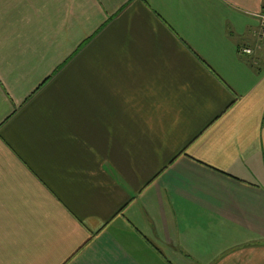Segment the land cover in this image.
Returning <instances> with one entry per match:
<instances>
[{
    "label": "crops",
    "instance_id": "0c3cea01",
    "mask_svg": "<svg viewBox=\"0 0 264 264\" xmlns=\"http://www.w3.org/2000/svg\"><path fill=\"white\" fill-rule=\"evenodd\" d=\"M263 17L0 0V264H264Z\"/></svg>",
    "mask_w": 264,
    "mask_h": 264
},
{
    "label": "built area",
    "instance_id": "2783aa9c",
    "mask_svg": "<svg viewBox=\"0 0 264 264\" xmlns=\"http://www.w3.org/2000/svg\"><path fill=\"white\" fill-rule=\"evenodd\" d=\"M263 21H264V17H263ZM243 52L246 53V54H250L251 51L249 49H243Z\"/></svg>",
    "mask_w": 264,
    "mask_h": 264
}]
</instances>
